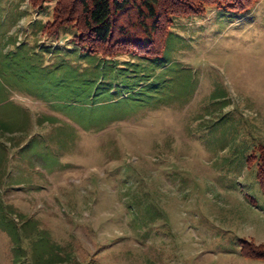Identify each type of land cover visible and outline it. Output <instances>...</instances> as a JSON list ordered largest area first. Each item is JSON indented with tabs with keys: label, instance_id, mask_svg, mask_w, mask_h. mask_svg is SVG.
I'll use <instances>...</instances> for the list:
<instances>
[{
	"label": "rangeland",
	"instance_id": "374dc122",
	"mask_svg": "<svg viewBox=\"0 0 264 264\" xmlns=\"http://www.w3.org/2000/svg\"><path fill=\"white\" fill-rule=\"evenodd\" d=\"M55 6L0 0V264H264V0L172 15L120 66Z\"/></svg>",
	"mask_w": 264,
	"mask_h": 264
},
{
	"label": "trees",
	"instance_id": "16d2710c",
	"mask_svg": "<svg viewBox=\"0 0 264 264\" xmlns=\"http://www.w3.org/2000/svg\"><path fill=\"white\" fill-rule=\"evenodd\" d=\"M56 1L54 20L57 30L62 25H69L73 30L64 29V35H69L68 43L75 49H82L93 55H100L103 59L117 65V56L128 48L135 51L152 52L153 46L159 45L157 35L163 30L164 23L171 24L172 15L186 10L199 9L205 4H220L241 12L248 10L252 0H42ZM169 26H166V28ZM159 32V33H158ZM158 33V34H157ZM168 34V31L167 33ZM171 34V32H170ZM169 34V35H170ZM166 37V43L168 42ZM162 44V43H161ZM63 45H55L59 48ZM165 48L163 49V51ZM156 54V53H155ZM50 54H48L49 56ZM47 56V57H48ZM136 56V57H134ZM132 55V64L136 58L154 60V57ZM102 59V60H103ZM144 74V71H143ZM141 73L138 85L143 83L151 88L154 74L145 79ZM148 76V75H146ZM153 76V77H152ZM144 77V79H143ZM133 89H135L133 87ZM132 89V90H133ZM157 93H161L158 89ZM128 92V91H127ZM124 92V93H127ZM122 93V92H120ZM120 93H115L119 98ZM156 93V92H155ZM114 94V95H115ZM94 97H96L94 95ZM101 102V100H98ZM104 102H107L104 100ZM258 181L264 192V148L258 162ZM243 255L264 260V242L255 243L253 240L240 241Z\"/></svg>",
	"mask_w": 264,
	"mask_h": 264
},
{
	"label": "crops",
	"instance_id": "0c3cea01",
	"mask_svg": "<svg viewBox=\"0 0 264 264\" xmlns=\"http://www.w3.org/2000/svg\"><path fill=\"white\" fill-rule=\"evenodd\" d=\"M127 61H130V60H127ZM125 63H126V62L123 61V63H118L117 65H119V66L122 65V64L124 65ZM114 94H115V92H113V96L116 97V96H115L116 94H115V95H114ZM120 97H121V96H120ZM106 101H107V100H106ZM100 103H102V101H101Z\"/></svg>",
	"mask_w": 264,
	"mask_h": 264
}]
</instances>
